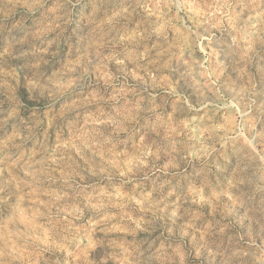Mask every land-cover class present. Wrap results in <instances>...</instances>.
Segmentation results:
<instances>
[{"label":"rangeland","instance_id":"374dc122","mask_svg":"<svg viewBox=\"0 0 264 264\" xmlns=\"http://www.w3.org/2000/svg\"><path fill=\"white\" fill-rule=\"evenodd\" d=\"M0 264H264V0H0Z\"/></svg>","mask_w":264,"mask_h":264}]
</instances>
